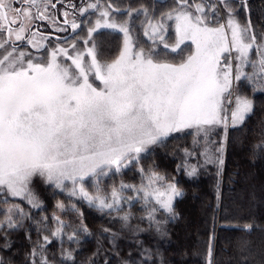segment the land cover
Returning <instances> with one entry per match:
<instances>
[{
  "label": "snow or ice",
  "instance_id": "6c2138e0",
  "mask_svg": "<svg viewBox=\"0 0 264 264\" xmlns=\"http://www.w3.org/2000/svg\"><path fill=\"white\" fill-rule=\"evenodd\" d=\"M57 3L62 0H0V202L7 205L0 218L3 247L11 246L8 233L24 229L31 218L10 199L42 208L33 188L37 179L70 199L115 213L124 227L140 203L149 226L166 235L165 225L176 218L175 200L183 190L155 168L143 166V154L187 132L193 149L183 150L178 169L196 176L198 165L189 160L203 146L199 155L204 163L215 164L218 176L222 173L229 126L242 124L254 107L236 89L247 81L253 92L264 91V28L258 30L247 14L248 0H238L239 9L232 0H173L161 9L81 0L65 6L62 21L52 11ZM37 21L72 35L53 41ZM105 30L122 37L115 51L98 40ZM161 48L179 59L162 56ZM218 127L222 136L213 153L210 134ZM257 148L264 154V143ZM130 167L138 169L139 184L102 185L103 178ZM89 178L92 191L85 186ZM68 207L82 218L76 204L56 202L61 212ZM48 219L41 218L49 234L32 247L30 264H53L45 254L52 239L61 243V264H75L73 250L63 249V242L79 244L80 234H90L87 225L82 219L66 223L56 213L54 226ZM252 229L246 224L243 230ZM102 231L115 242L117 233ZM212 254L209 244L206 264H212ZM140 255L139 261L123 264H149L153 253L141 244ZM0 264H5L3 257Z\"/></svg>",
  "mask_w": 264,
  "mask_h": 264
},
{
  "label": "trees",
  "instance_id": "16d2710c",
  "mask_svg": "<svg viewBox=\"0 0 264 264\" xmlns=\"http://www.w3.org/2000/svg\"><path fill=\"white\" fill-rule=\"evenodd\" d=\"M117 1L121 5L146 3L141 0ZM232 2L239 9L238 0ZM154 4L152 2V6ZM248 5L247 14L251 15L253 24L258 30L264 28V0H248ZM245 15L241 10V20H244ZM247 71H251V68ZM243 90L253 100L254 110L243 125L232 127L229 131L226 164L219 176L215 164L204 163L203 157L199 155V147L196 149L198 158H193L197 160V175L189 177L183 168L178 169L184 159L183 150L189 145L191 148L193 146L188 133L171 138L173 142L170 149L165 150L167 140L164 147L156 148L141 160L146 162L144 165L141 162L143 166L155 168L183 190V196L175 203L176 218L168 220L165 225L166 235H160L154 227L149 226L140 203L134 204L133 218L129 226L124 227L115 213L109 215L100 212L79 198L70 199L66 193L41 183V209H32L20 198L15 200L22 204L31 218L24 221V229L8 233L10 248L3 247L5 240L0 232V257H3L5 264H30L32 247L42 242V235L49 234L41 218L47 216L48 225L54 226L52 215H58L56 202L60 200L66 206L76 204L83 213L81 218L68 207V223L74 217L80 218L90 233L80 234L79 244L69 243L66 238L63 242V249L73 250L75 264L139 261L141 244L152 250L149 264H161V261L162 264H206L209 244L213 253L212 264H264V154L257 148V145L264 143V91L253 92L247 81H243ZM212 138L217 141L218 134ZM189 162L193 164L191 159ZM121 181L139 184L138 169H128L108 178L109 185L116 182L120 184ZM1 203L0 218L5 208ZM246 224L253 225L251 232L243 230ZM138 228L144 231H137ZM103 229L117 233L114 243ZM61 250L60 241L52 239L45 254L53 264H61Z\"/></svg>",
  "mask_w": 264,
  "mask_h": 264
},
{
  "label": "rangeland",
  "instance_id": "374dc122",
  "mask_svg": "<svg viewBox=\"0 0 264 264\" xmlns=\"http://www.w3.org/2000/svg\"><path fill=\"white\" fill-rule=\"evenodd\" d=\"M115 2L116 3H118L122 8H126V7H128V5H121V2H118L117 0H115ZM173 2V0L172 1H167L166 3H164L163 4V6L161 5V8H164V7H167V6H169L171 3ZM140 4H143V2H137L135 5H133V6H139ZM234 4V6L236 7V4L235 3H233ZM151 6H152V4H150ZM153 7H155V8H157V9H160V7H157L156 6V4H154V6ZM121 39H122V37L118 34V33H113V32H111L110 30H105L104 31V33H103V35L102 36H100V37H98V40H103L104 42H105V44H106V46L110 49V50H112V51H115V48H116V46L118 45V43L121 41ZM141 40L142 41H144V38L143 37H141ZM148 46V44L145 42V47H147ZM182 47H184V46H182ZM33 51V50H32ZM188 51V49L186 48L185 49V52H187ZM161 55L162 56H165V55H167L168 56V58L169 59H179V57H175V56H173V55H171L170 53H169V51L168 50H163L162 48H161ZM246 71H247V69H246ZM98 83V82H97ZM236 91H239V92H241L242 94H244V90H243V81H241L240 82V85H239V87L236 89ZM253 110H254V107H253ZM253 112V111H252ZM252 112L246 117V119H245V121L243 122V123H245L246 122V120H248V118L251 116V114H252ZM243 123L242 124H239V125H236V126H241V125H243ZM233 126H231V124H230V126H229V129H228V135H229V131L231 130V128H232ZM187 133V132H186ZM186 133H184V134H186ZM215 134H218V139H217V141H215V140H213V136L215 135ZM176 135H183V134H175L174 136H176ZM191 135V134H190ZM174 136H172V137H169L168 138V142L166 143V147H165V150H167V149H170L171 148V145H172V140L173 139H171V138H173ZM221 136H222V128H216L211 134H210V140L213 142V143H210L209 144V148L213 151V153L215 152V148L218 146V144H219V142H220V140H221ZM191 139H193V137H192V135H191ZM192 142V141H191ZM217 143V146H215V144ZM164 145L165 144H163V147H164ZM193 145V144H192ZM228 145H229V142H228V144H227V148H226V152H225V154H224V159H225V163H224V165L226 164V159H227V151H228ZM156 148H162V146H159V147H156ZM155 148V149H156ZM189 148H191V146L189 145L188 146V149ZM191 149H193V146H192V148ZM201 151H203V146H199V152H201ZM150 153V152H149ZM149 153H146V154H143V158L145 157V156H147ZM174 154V153H173ZM142 158V159H143ZM193 158H198V153L196 152V155L193 157ZM193 158H191V161L193 162V164H197V160L195 161V160H193ZM159 159V158H158ZM162 161H164V159H162ZM142 162V161H141ZM146 162L143 160V162H142V164L144 165ZM128 169H133L132 167H130V168H128ZM128 169H124V170H122V172H124V171H127ZM121 172V173H122ZM116 174H118V173H116ZM162 175H164L163 173H161ZM115 175V174H114ZM114 175H110L111 177L112 176H114ZM110 176L109 177H107V178H103L102 180H101V183H102V185L103 186H105L106 188H108L110 185H112V184H110L109 185V182H108V178H110ZM165 176V175H164ZM166 177V176H165ZM167 178V177H166ZM168 179V178H167ZM169 180V179H168ZM41 181L39 180V179H37V180H35L34 181V183H33V188H34V190L39 194V195H41V193L39 192L40 190H41V192L43 191V188H42V186H41ZM92 184H93V180L91 179V178H89L87 181H86V187H88V189H89V191H92L93 189H92ZM115 185H117V186H119V182H116V184ZM0 195H2V194H0ZM179 197H177L176 198V200L178 199ZM19 198H13V199H10V203H17V202H15V200H18ZM176 200H175V203H176ZM19 203V202H18ZM2 204V203H1ZM20 204V203H19ZM4 205V204H3ZM21 206H22V204H21ZM5 207H7V205H5ZM23 207V206H22ZM56 211H57V213H58V215H60L61 216V218H63L64 220H65V222L66 223H68V217H67V214H68V210H67V208H66V210L65 211H63V212H61V211H59L58 209H56ZM79 220H80V218L79 219H77V218H72V219H70L69 221L71 222V224H77L78 222H79ZM83 223H84V221H83Z\"/></svg>",
  "mask_w": 264,
  "mask_h": 264
},
{
  "label": "flooded vegetation",
  "instance_id": "af4514ba",
  "mask_svg": "<svg viewBox=\"0 0 264 264\" xmlns=\"http://www.w3.org/2000/svg\"><path fill=\"white\" fill-rule=\"evenodd\" d=\"M130 1L137 2L138 0H130ZM141 1L146 2L145 4H152V2H153V3L157 4L156 6L157 7L159 6L160 9H161V5L163 6V4L166 3L167 1H172V0H148V1L141 0ZM53 2L55 3L56 0H53ZM69 3H76L77 5H79L81 3V0H62V3H57L56 4V9L52 10L55 13V15L60 18L61 21L63 19V15H62L63 11L66 10L65 6L68 5ZM129 5H131V4L129 3ZM131 6H133V5H131ZM69 11H71V10L69 9ZM37 26L39 27L40 31H43L45 33H50L51 34V39L53 41L55 40V37H57V36L70 37L72 35L70 31L69 32H57L48 21H37ZM82 34L83 33H81V35ZM24 47H26L29 51L33 50L26 43H25Z\"/></svg>",
  "mask_w": 264,
  "mask_h": 264
}]
</instances>
